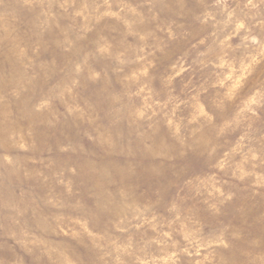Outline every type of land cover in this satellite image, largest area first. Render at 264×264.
<instances>
[{
    "label": "rangeland",
    "instance_id": "1",
    "mask_svg": "<svg viewBox=\"0 0 264 264\" xmlns=\"http://www.w3.org/2000/svg\"><path fill=\"white\" fill-rule=\"evenodd\" d=\"M0 264H264V0H0Z\"/></svg>",
    "mask_w": 264,
    "mask_h": 264
}]
</instances>
